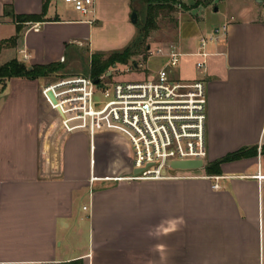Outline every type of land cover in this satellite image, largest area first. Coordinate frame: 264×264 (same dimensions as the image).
Segmentation results:
<instances>
[{
  "label": "crops",
  "instance_id": "1",
  "mask_svg": "<svg viewBox=\"0 0 264 264\" xmlns=\"http://www.w3.org/2000/svg\"><path fill=\"white\" fill-rule=\"evenodd\" d=\"M259 2L212 0L179 11L175 41L158 47L174 48L182 53L180 65L193 66L192 74L178 76V64L177 78L205 80L207 163L257 146L256 156L220 165L217 189L206 177L90 183L88 136L54 125L40 93L42 80L11 77L0 83V264H263L264 2ZM44 4L41 20L22 23L10 46L21 55L13 58L26 65L60 62L71 44L89 58L107 46L124 48L135 30L130 14L141 6L139 0H93L92 11L82 15L71 6L59 9L57 0H0V22L14 27L9 38L16 34L15 15L42 14ZM223 25L225 35L205 47V72L197 70L199 37ZM107 31L113 36L96 37ZM147 51L151 54L150 46ZM182 179L193 184L189 229L180 224L182 194L149 191ZM141 190L149 192L138 195ZM123 198L130 201L119 206Z\"/></svg>",
  "mask_w": 264,
  "mask_h": 264
},
{
  "label": "built area",
  "instance_id": "2",
  "mask_svg": "<svg viewBox=\"0 0 264 264\" xmlns=\"http://www.w3.org/2000/svg\"><path fill=\"white\" fill-rule=\"evenodd\" d=\"M63 2L82 15L92 11L93 0ZM27 24L37 29L35 24ZM226 30L225 25L218 26L199 37L200 50L195 53L199 57L195 62L197 70L205 72L209 55L205 47L225 35ZM155 52L164 54L167 60L154 78L105 82L103 75L95 83L90 74L56 73L54 79L43 83L42 99L55 113L64 133L87 134L90 183L206 177L214 180L212 187L217 189L220 175L168 173V169H177L171 166L175 161L202 162V167L195 169L206 166L207 92L202 76L194 79L175 76L182 53L172 47L157 48ZM59 61L64 62L65 57L61 56ZM102 134L127 142L124 148L119 144L113 147L115 156L112 153L111 160L122 164V154L127 151L131 155L129 167L113 173L98 171L97 142Z\"/></svg>",
  "mask_w": 264,
  "mask_h": 264
},
{
  "label": "rangeland",
  "instance_id": "3",
  "mask_svg": "<svg viewBox=\"0 0 264 264\" xmlns=\"http://www.w3.org/2000/svg\"><path fill=\"white\" fill-rule=\"evenodd\" d=\"M254 3L256 0H253ZM264 0H260L259 4H262ZM56 6L59 9L69 8L70 5L67 3H64L63 0H57ZM139 16L137 15V20L142 18L143 16V10L142 8H139ZM179 11H186L184 9L181 10V8H178L177 12H173L170 15H164L160 14L157 18V24L158 27L155 30H152L148 37L145 39L140 53L134 55L127 64H121L118 63L115 67H110L108 71L111 72L109 76H106V74L103 77V81L105 82H112V81H139V80H145L154 78L158 69L163 66L167 60V57L165 56V59L162 60L159 58V53H156V49L158 47H163L165 44H171V42L175 41L176 38V27L174 24V18L176 19ZM193 11V10H192ZM192 13L195 14L193 11ZM0 21L1 18H0ZM131 21V20H130ZM29 26V25H28ZM131 26L134 27V32L132 34L131 40L129 44L137 37V25L136 23H132ZM112 28V27H111ZM12 31V32H11ZM14 27L7 24H2L0 22V44H2L6 39L9 38L11 34H13ZM104 37H111L110 31H107V35H102V33H99L96 35L97 38ZM110 40V39H109ZM96 41V39H95ZM98 41V40H97ZM96 43V42H95ZM111 43V42H109ZM128 44V45H129ZM111 45V44H109ZM147 46L151 47L152 53L148 55ZM96 47V46H95ZM121 48H111V47H105L106 51H102L101 53H109L115 50H120ZM97 51V49H96ZM14 55H17L20 57L21 55L17 52H15L13 49L10 48V46L7 48L5 45H1L0 47V66L6 63L8 60L12 59ZM65 61L63 63V69L54 72L52 74H49L48 76H44L41 78L43 83L46 81L52 80L55 78V74H74V73H81V74H89V67H90V61H89V55L82 51V48H79L75 46L74 44L68 45L66 51H65ZM191 59V58H190ZM182 60H185V58H182ZM179 64V63H178ZM180 65V64H179ZM178 66V65H177ZM176 66V68H177ZM182 69L178 71V76H185L189 73H193V66L190 64L182 62ZM107 71V72H108ZM103 76V75H102ZM8 78H0V83L2 84L7 80ZM49 118L53 119L54 125L58 124V120L55 118V113L50 111ZM117 142H123L125 145H127V142L123 139H117L115 140L114 137H111L109 134H102L98 138V152L96 154V163L98 171L100 172H108L113 173V171L117 172L118 168L125 169L131 159L130 153L127 152L126 156H124L123 163L120 164V162H114L111 160L112 153H113V147L116 148L118 146ZM121 145V144H119ZM207 164V158L204 160ZM122 165V166H121ZM112 170V171H111ZM168 173L170 174H178V175H187V174H197V173H206L205 169H194V170H182V169H168ZM168 183H161L157 184L156 186L150 187V192H174V193H180L182 194V197L184 199L183 201V208H182V217L180 218V224L182 225L183 229H189L191 226V211L190 206V195L192 192L193 184L190 181V179H182L181 181H166ZM178 182V183H173ZM161 185H164L162 187ZM148 190H141L137 192L138 195L142 193L141 195L148 194ZM130 200L128 198L122 200H119L118 205H123V202L128 203ZM122 210V209H121ZM174 219V218H172ZM178 220V219H177ZM179 221V220H178ZM264 235V233H263ZM263 264H264V257H263Z\"/></svg>",
  "mask_w": 264,
  "mask_h": 264
},
{
  "label": "trees",
  "instance_id": "4",
  "mask_svg": "<svg viewBox=\"0 0 264 264\" xmlns=\"http://www.w3.org/2000/svg\"><path fill=\"white\" fill-rule=\"evenodd\" d=\"M212 0H195L192 6H187L180 0H139L140 8L143 10L142 18L136 21L137 37L127 46L120 50H115L107 54L95 52L90 56V67L88 73L93 79H99L100 76L105 75L110 67L121 63L127 64L129 60L136 54L140 53L141 47L152 30L158 27L157 18L160 14L170 15L177 10V6L181 9L188 10L199 5H208ZM10 8H7L8 13ZM46 6L44 4L42 14H17L15 15L16 34L6 39L1 45L14 46L16 39L19 36L22 28V23L26 21H39L44 15ZM139 14V8H133ZM175 27L177 20L174 18ZM64 62H52L48 64H32L26 65L19 61L17 58H12L0 66V78L21 77L26 79H37L40 77L48 76L54 72L63 69ZM261 153H264V145L261 146ZM258 154L257 146L243 147L234 152L226 153L224 156L208 162L205 166V172L208 175L221 174L220 165L224 162H229L244 157H252ZM68 264H81L80 261H73Z\"/></svg>",
  "mask_w": 264,
  "mask_h": 264
},
{
  "label": "water",
  "instance_id": "5",
  "mask_svg": "<svg viewBox=\"0 0 264 264\" xmlns=\"http://www.w3.org/2000/svg\"><path fill=\"white\" fill-rule=\"evenodd\" d=\"M130 20L132 23H136L137 21V13L135 11H132L130 14ZM147 48H149V46H147ZM110 75V71L107 72V76ZM95 83H98V79H95ZM49 95L52 97L51 92H49ZM53 99V97H52ZM171 166L173 168H177V169H195V168H200L202 167V162L200 161H194V160H186V161H175L172 162ZM135 172H137V170H135ZM165 171L163 170L162 173H164Z\"/></svg>",
  "mask_w": 264,
  "mask_h": 264
}]
</instances>
